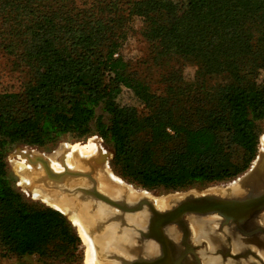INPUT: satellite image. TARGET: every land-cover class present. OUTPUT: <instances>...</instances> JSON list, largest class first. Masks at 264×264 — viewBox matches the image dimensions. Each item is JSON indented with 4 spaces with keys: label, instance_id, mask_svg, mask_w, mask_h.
I'll return each instance as SVG.
<instances>
[{
    "label": "trees",
    "instance_id": "16d2710c",
    "mask_svg": "<svg viewBox=\"0 0 264 264\" xmlns=\"http://www.w3.org/2000/svg\"><path fill=\"white\" fill-rule=\"evenodd\" d=\"M76 2L0 0L15 24L1 30L0 47L29 74L19 90L0 92V254L43 264H81V238L63 213L12 186L11 146L96 134L122 179L175 191L243 174L264 120V0ZM134 16L153 65L169 68L160 91L121 53ZM185 62L196 66L191 81ZM125 89L144 113L119 103Z\"/></svg>",
    "mask_w": 264,
    "mask_h": 264
},
{
    "label": "bare ground",
    "instance_id": "6f19581e",
    "mask_svg": "<svg viewBox=\"0 0 264 264\" xmlns=\"http://www.w3.org/2000/svg\"><path fill=\"white\" fill-rule=\"evenodd\" d=\"M261 145L264 150V134L261 135ZM68 148L67 151L64 150L65 152L60 151L62 153L59 159L55 156L52 159L46 158L37 151L36 153L34 150L26 149L17 150L16 154L21 159L19 161L21 184L66 214L72 224L77 227V232L88 246L86 264H119L117 260L108 258L111 253L130 257L136 255L137 251L147 255L155 252L157 247L153 242L145 244L143 250L129 246L134 242V233L129 231L132 229L131 225L135 227L143 225L146 221L145 210L126 214L128 227L123 226L120 221H112L110 215L119 211L115 208L110 209L105 203L91 198L82 199V194L74 188L78 185L88 186L91 180L72 173L91 172L98 191L127 201H135L142 196L147 197L160 210L169 208L180 196H172L167 200L158 198L153 200L143 192H135L107 169L105 158L109 152L105 151L93 138L85 143H75ZM238 189L233 191L237 192ZM226 190L224 188L223 191ZM261 220L264 224V217ZM189 221L190 226L198 225L193 239L198 242L194 244L203 243V247L198 251L203 264H259L253 256H247V251L242 247L243 243L238 237L231 236L226 228H219L216 216L190 217ZM195 222L198 224L195 225ZM169 232L170 237L178 236V232L173 228ZM229 237L232 241V251L239 252L244 259H233L222 254V250L228 245ZM256 252L264 258V252L258 250Z\"/></svg>",
    "mask_w": 264,
    "mask_h": 264
},
{
    "label": "water",
    "instance_id": "95a60500",
    "mask_svg": "<svg viewBox=\"0 0 264 264\" xmlns=\"http://www.w3.org/2000/svg\"><path fill=\"white\" fill-rule=\"evenodd\" d=\"M112 155L110 152L106 155L107 164L108 157ZM72 174L91 180L88 186L78 185L74 188L82 194V199L91 198L94 201L105 203L110 209L115 208L119 211L110 215L112 221H120L123 226L128 227L126 214L146 211V221L142 226L131 225L132 229L129 231L134 233V242L129 246L143 250L145 244L153 242L157 247L156 251L150 255L137 251L136 255L130 257L111 253L108 258L117 260L119 264H183L187 253L196 248L199 251L203 247V243L196 246L191 243V233L186 218L212 215L218 218L219 228L228 229L231 236L238 237L243 243L242 247L249 256H253L259 264H264V258L256 252V250L264 252V224L261 223L264 217V150H259L255 162H252L240 177L231 182L226 188L228 192L223 191L221 195L188 194L163 210L157 209L147 197L142 196L135 201H127L98 191L91 172H73ZM237 188H239L238 191L234 192ZM66 218L69 220L67 216ZM70 223L72 224L71 221ZM171 228L178 232L176 238L170 237ZM179 238L186 248L177 255L176 252L180 251ZM228 240L226 257L244 259L239 253L230 252L232 241L230 237ZM196 259L198 264H203L200 257Z\"/></svg>",
    "mask_w": 264,
    "mask_h": 264
},
{
    "label": "rangeland",
    "instance_id": "374dc122",
    "mask_svg": "<svg viewBox=\"0 0 264 264\" xmlns=\"http://www.w3.org/2000/svg\"><path fill=\"white\" fill-rule=\"evenodd\" d=\"M77 5L79 6H84L85 4L88 3L89 0H76ZM10 16H5L3 14H0V32L1 30H5L6 28L8 29L9 26L15 27L14 20ZM131 25V31L130 34L125 41L121 53L123 57L126 60H129L133 63L134 66H138L137 71L140 73V76L142 78H145L146 81L149 82L151 89L153 90H162L164 86L166 85L165 79L167 75V68L166 64H161L160 65H153L152 63V55H151V47L150 44L145 40V38L141 34V27H142V19L141 17L134 16L133 19L130 22ZM2 43V38L0 36V44ZM147 60V61H146ZM146 61V63H144ZM196 71V66L191 63V62H185L184 65L182 66L181 73L182 77L185 81H191L194 78ZM29 74L27 70H23L22 68H19L16 63V59L12 54H8L6 51H4L0 47V92H9V91H17L20 89L22 84L28 80ZM120 104H126V105H132L135 106L140 112L144 113L145 110L143 106L137 101V99L133 96L131 91L125 89L121 93L118 99ZM97 113H101L100 110L97 111ZM106 117V116H105ZM261 133L264 134V120L261 123ZM261 134V135H262ZM261 135L259 137V142H258V151L262 150V145H261ZM90 138H93L99 145H101L105 151H108L112 153V148L109 143L105 142L100 138L98 135L94 134L91 135L90 137L86 139H76L73 138L71 135H63L59 137L55 142L47 144L44 147H35V146H28V145H13L9 148L7 157H6V162H7V168H8V177L9 180L12 184V186L22 193L24 198L28 200L29 202H35L38 204L46 205V206H51L46 200L42 199L40 195H37L33 192H31L29 189L25 188L24 184H21V171H20V165L19 161L21 159L19 158L18 154H16L17 150H34L35 152H39L42 155H44L46 158L52 159L57 157L59 159L60 154L62 152L60 151H67L70 145H73L75 143H85L87 142ZM65 150V151H64ZM36 152V153H37ZM60 152V153H58ZM55 156V157H54ZM112 157H108V164H107V169L112 171V173L120 178L124 183V179H122L115 170L110 165V160ZM242 175V174H241ZM239 175L238 177H240ZM237 178V177H236ZM236 178L228 181H218V182H212V183H194L191 186L184 188V189H179V190H164V189H155V190H146V189H141L139 187L134 186L133 184L129 185L131 189H133L135 192H143L146 195H148L150 198L154 200V198H158L160 200H167L171 198L172 196H180V198H183L184 196L188 194H219L221 195L224 188H227L233 180ZM135 188V189H134ZM137 189V190H136ZM146 191V192H145ZM31 193V194H30ZM142 194V193H141ZM40 196V197H39ZM55 208V207H54ZM57 209V208H56ZM186 221L189 225L190 233H191V243H198L196 240L193 239V235L196 234V231L198 230V224L195 222L196 226H190V221L189 218H186ZM74 225L75 230H77V227ZM78 235L80 236L79 232H77ZM81 238V249H82V260L81 264H86V258L88 254V246L85 244V242ZM87 251V252H86ZM108 261V260H106ZM112 263L111 261H108ZM0 264H43L42 259L36 255H26V256H17V255H1L0 254Z\"/></svg>",
    "mask_w": 264,
    "mask_h": 264
},
{
    "label": "flooded vegetation",
    "instance_id": "af4514ba",
    "mask_svg": "<svg viewBox=\"0 0 264 264\" xmlns=\"http://www.w3.org/2000/svg\"><path fill=\"white\" fill-rule=\"evenodd\" d=\"M179 239H180V238H179ZM194 245L196 246L197 244H194ZM179 248H180V251H177V252H176L177 255H179V254H180V253L186 248L185 246L182 245V241H181V239H180V245H179ZM227 251H228V249H227V247L225 246V248L222 250V254L226 256ZM230 252H231V253H234V252L232 251V249L230 250ZM236 253H239V252H236ZM247 256H249V255L247 254ZM197 257H199V253H198V249L196 248V249H193L192 252L187 253V255H186V259H185V261H184L183 264H198V262L196 261V260H197V259H196Z\"/></svg>",
    "mask_w": 264,
    "mask_h": 264
}]
</instances>
